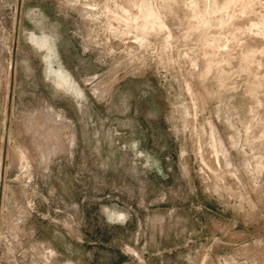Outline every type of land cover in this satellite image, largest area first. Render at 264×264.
<instances>
[{
	"label": "rangeland",
	"instance_id": "obj_1",
	"mask_svg": "<svg viewBox=\"0 0 264 264\" xmlns=\"http://www.w3.org/2000/svg\"><path fill=\"white\" fill-rule=\"evenodd\" d=\"M0 264H264V0H0Z\"/></svg>",
	"mask_w": 264,
	"mask_h": 264
},
{
	"label": "bare ground",
	"instance_id": "obj_2",
	"mask_svg": "<svg viewBox=\"0 0 264 264\" xmlns=\"http://www.w3.org/2000/svg\"><path fill=\"white\" fill-rule=\"evenodd\" d=\"M32 41L36 42L40 47L47 51L45 60L48 68V73L56 79L57 85L60 87L71 89L74 93L77 94L80 89L78 90L75 88L71 77L61 68L54 69V66H52V60L56 58L53 39L47 36L41 39L38 37H32Z\"/></svg>",
	"mask_w": 264,
	"mask_h": 264
}]
</instances>
